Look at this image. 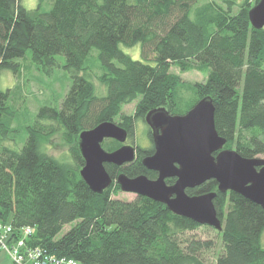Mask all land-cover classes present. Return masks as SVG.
Masks as SVG:
<instances>
[{"label":"trees","instance_id":"16d2710c","mask_svg":"<svg viewBox=\"0 0 264 264\" xmlns=\"http://www.w3.org/2000/svg\"><path fill=\"white\" fill-rule=\"evenodd\" d=\"M257 2L38 0L27 8L22 0H0V71L18 77L24 69L18 60L27 56L30 65L48 73L59 66L57 55H64L63 66L73 71L62 100L37 109L19 148L8 144L15 142L14 112L7 103L10 90L0 89V221L13 227L12 236L30 226L27 246L75 264H264L260 205L233 191L219 192L214 179L187 189L189 195L217 193L213 202L222 229L216 230L145 196L116 198L118 173L156 176L142 164L147 149L141 147L132 162L105 164L112 182L95 193L79 174L84 160L78 148V134L102 121L117 123L133 137L137 120L145 122L149 110L170 104L180 83L171 71L176 66L207 70L206 80L194 87L198 100L213 101L224 148L244 157L264 154V34L248 19ZM137 43L154 64L120 48ZM95 68L103 92L90 79ZM132 102L134 113H123ZM58 131L70 145L69 160L42 149L43 138ZM120 145L114 139L102 142L107 151ZM200 227L218 238L188 234Z\"/></svg>","mask_w":264,"mask_h":264},{"label":"water","instance_id":"95a60500","mask_svg":"<svg viewBox=\"0 0 264 264\" xmlns=\"http://www.w3.org/2000/svg\"><path fill=\"white\" fill-rule=\"evenodd\" d=\"M248 19L264 34V0L248 10ZM214 113L209 97L199 99L184 114H171L165 107L149 110L144 120L152 133L154 151L143 157L142 164L156 171L157 177H128L120 172L115 178L120 190L145 196L176 215L216 230L222 229L213 202L217 193L189 195L187 189L214 179L219 192L233 191L264 209V159L244 157L235 149L224 148L226 139L215 129ZM127 137L126 129L113 121H102L78 134L84 160L79 174L93 192L102 193L112 182L105 164L121 166L134 160L135 148L126 143ZM105 139L121 145L107 151L102 146ZM166 178L175 181L168 184Z\"/></svg>","mask_w":264,"mask_h":264},{"label":"rangeland","instance_id":"374dc122","mask_svg":"<svg viewBox=\"0 0 264 264\" xmlns=\"http://www.w3.org/2000/svg\"><path fill=\"white\" fill-rule=\"evenodd\" d=\"M210 1L222 4V0ZM230 1L238 3L241 0ZM22 3L27 8H34L37 6L38 0H22ZM49 6L50 5L43 4L44 9H48ZM236 9L237 6H233L234 12ZM120 48L134 59L148 64H154V58L152 59L151 54L148 55V58H145L142 55L139 43L130 47L120 45ZM97 53L98 51L93 49L91 56L96 57ZM57 60L59 66L55 67V69L49 71L48 73L38 71L33 65H30V61L27 59V56L18 60L22 63V65H24V69L20 72L18 77H16L11 70L0 71V89L10 90L7 103L14 112L11 124L13 129H16V135L14 136L15 142L8 143L13 148L21 147L23 141L28 135L25 127L33 122L37 109L42 105H57L67 92L72 82L73 71H70L63 66L65 62L64 55H57ZM91 63L94 66L96 64V58H93ZM171 71L179 76L180 83L173 91V94H171L170 104L167 105L165 109L171 114H184L198 101L194 84L205 81L208 72L205 69L181 71L176 66H172ZM98 73L99 70L96 68L94 70L92 69L90 72V79L96 85L97 89L100 92H103V88L100 86V83L96 78V74ZM134 108L135 102H132L124 105L122 107V112L127 115H132L134 113ZM133 133V137H127V144L140 146L141 148L144 147V149L150 146L151 143L149 142L147 135V125L144 121H136ZM41 145L42 149L48 154L59 159L69 160L70 145L66 140H64L61 131H58L49 137L43 138V143ZM256 156L264 159L263 153ZM134 197V194L123 191H120L116 196V198L122 200H132ZM69 226L70 225L64 226L60 234L67 230ZM188 234L195 235L196 237L202 239L218 238L214 230L206 227H200ZM261 242L264 246V232ZM0 264H14L8 251L1 245Z\"/></svg>","mask_w":264,"mask_h":264},{"label":"built area","instance_id":"2783aa9c","mask_svg":"<svg viewBox=\"0 0 264 264\" xmlns=\"http://www.w3.org/2000/svg\"><path fill=\"white\" fill-rule=\"evenodd\" d=\"M33 231L34 228L26 226L12 236L13 227L0 221V245L8 251L14 264H75L71 259L42 254L39 248L27 246L24 238Z\"/></svg>","mask_w":264,"mask_h":264},{"label":"flooded vegetation","instance_id":"af4514ba","mask_svg":"<svg viewBox=\"0 0 264 264\" xmlns=\"http://www.w3.org/2000/svg\"><path fill=\"white\" fill-rule=\"evenodd\" d=\"M146 125H147V124H146ZM147 135H148V138H149V142H150L151 144H150V146H148L147 148H145V149H147V151H146V153H144L143 157L152 154L153 151H154V145H153L152 133H151V130H150V128L148 127V125H147ZM118 147H119V146H118ZM139 147H140V146H135V145H134V148H135V158H136V156H137V153H138ZM142 148H144V147H142ZM143 157H142V159H143ZM135 158H134V159H135ZM151 171H152V170H151ZM154 172L156 173V176H155L153 179H155V178L157 177V172H156V171H154ZM168 179H173V182L175 181V178H168ZM165 181H166V183H167V178H166ZM173 182H172V183H173ZM168 184H171V183H168Z\"/></svg>","mask_w":264,"mask_h":264}]
</instances>
